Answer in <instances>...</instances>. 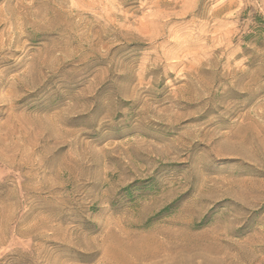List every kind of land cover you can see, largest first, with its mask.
I'll return each instance as SVG.
<instances>
[{
    "label": "rangeland",
    "instance_id": "374dc122",
    "mask_svg": "<svg viewBox=\"0 0 264 264\" xmlns=\"http://www.w3.org/2000/svg\"><path fill=\"white\" fill-rule=\"evenodd\" d=\"M0 264H264V0H0Z\"/></svg>",
    "mask_w": 264,
    "mask_h": 264
}]
</instances>
